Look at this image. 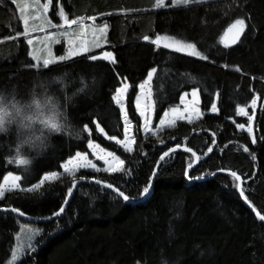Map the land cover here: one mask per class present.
<instances>
[{
    "label": "trees",
    "instance_id": "1",
    "mask_svg": "<svg viewBox=\"0 0 264 264\" xmlns=\"http://www.w3.org/2000/svg\"><path fill=\"white\" fill-rule=\"evenodd\" d=\"M154 4L155 0H53L50 16L55 21L63 6L70 19L95 15L96 24L106 22L108 42L91 55L111 51L116 62L80 55L37 69L28 67L35 63L30 48L16 36L23 28L15 2L0 0V87H16L24 94L38 78L65 70L99 80L98 87L69 108L83 138L55 136L53 146L35 159L30 171L6 159L11 138H0L5 144L0 149V184L9 171L21 176L23 189L38 183L46 172L62 173V165L77 151L89 154V140L124 160L118 173H76L77 180L85 183L63 215L37 223L41 233L18 264H264V221L242 200L239 181L230 174L236 172L242 179L245 201L264 215V0L169 2L165 8ZM238 18L247 26L238 44L226 46L222 37ZM157 34L194 43L208 59L157 46L153 43ZM145 35L152 39L144 40ZM153 67L157 69L152 80L155 127L163 112L178 106L181 95L193 89L199 91L202 115L193 124L180 121L145 137L134 101L139 84ZM124 82L131 86L126 106L136 137L132 152L108 139H124L122 115L114 99ZM256 97L260 105L253 142L238 128L248 124L238 110L251 112ZM216 101L218 111L212 113ZM85 123L93 129L91 134L83 128ZM177 144L192 152L166 156L152 191L142 194L152 182L160 156ZM98 180L119 188L130 202L111 188L90 183ZM71 182V176L60 175L32 192H8L0 209L17 207L33 219L51 218L65 205ZM20 222L13 211L0 212V264L11 257Z\"/></svg>",
    "mask_w": 264,
    "mask_h": 264
},
{
    "label": "snow or ice",
    "instance_id": "2",
    "mask_svg": "<svg viewBox=\"0 0 264 264\" xmlns=\"http://www.w3.org/2000/svg\"><path fill=\"white\" fill-rule=\"evenodd\" d=\"M17 3L21 17L23 19V32H17L16 36L27 37V44L32 46V50L29 55L35 61L34 64H29L28 67L31 68H47L49 65H52L58 61L70 60L73 57L79 56L84 53H88L92 49L100 48L103 44L107 43V31L109 25L105 22L102 25L95 23L97 17L95 15L90 17H76L75 19H70L68 13L64 10V7L59 8V16L62 19V24H54L52 20L48 17L47 13L51 7L53 0H47L46 3H41L40 0H14ZM192 0H173L174 5L179 4H189ZM155 8L167 7L165 0H155L153 5ZM30 10H34L30 11ZM103 15V14H101ZM85 19L92 21L93 23H85ZM39 20V23L35 21ZM73 25L76 27L74 28ZM245 20L242 18L236 19L231 23L222 37L223 43L227 46L229 44H235L241 34L244 32L246 27ZM47 29H55L54 31H47ZM43 32V36H31L33 32ZM8 39H14L15 37H7ZM144 40L152 39L150 36H143ZM61 40H65L67 44L66 52L63 55H56L53 51V45L59 43ZM153 43L157 46L164 44L167 48H173L179 52H188L192 56L202 57L203 59H208L202 52L197 50L196 44L187 43L183 40H178L173 36L160 35L157 34ZM104 60L116 62L115 54L111 51H104L102 54ZM97 55H91L88 57L91 61H96L99 59ZM227 67V65H225ZM157 69L153 67L147 74V79L139 84V95L135 98L136 108L139 110V114L143 117V130L145 133L149 132L152 129V120L154 113V102L151 101L152 96V86L151 82L153 80V75L156 73ZM119 75V73H117ZM126 80V78H125ZM130 85L127 82H124L122 86L116 89L114 94V99L120 109L123 110V122H124V139L119 140V143L124 146L127 150H133L136 144V137L132 134L133 122L129 119L128 111L125 107L124 98L129 89ZM188 93H184V97H187ZM193 100L188 101L183 100L185 108L181 110L179 107H170L168 111L163 112L162 118L159 119V125L164 126L166 124H174L177 118L181 119H192L194 116L200 114L199 108V96L198 91L193 89L192 91ZM256 100H252V105L255 107ZM212 111H218L216 104L211 105ZM184 112H188L189 115L185 116ZM97 127L99 123L97 122ZM239 127L243 128L244 125L241 124ZM83 128L87 130L90 134L93 129L89 127L87 123L83 125ZM101 132L104 131L103 128L99 129ZM249 132L252 131L251 127L248 129ZM109 139L117 140L116 136H110ZM253 142H255V136H253ZM180 144L176 145V148H179ZM88 148L92 149L96 157L104 162L106 167L103 169L106 172H116L117 170H122L124 160L121 159L115 152L107 151L102 148L99 144L95 143L93 140L88 141ZM174 151L173 148H169L168 151H165L160 159L163 160L165 156H168L170 152ZM191 151V149H189ZM211 151V149H209ZM197 159H199L197 157ZM10 162V161H9ZM81 168H91L97 171H100L98 165L92 160L89 159V154L86 151H77L74 155L70 156L66 162L63 164L64 172L69 174L72 177L71 186L67 189V195L71 196L73 188H75L77 183L76 173ZM191 168V164H189ZM155 173H153L154 175ZM60 176L59 172L50 171L46 172L42 179L38 183L34 184L29 190H37L47 180H53ZM232 176L237 180H240V177L236 172H232ZM21 177L19 175L13 174L12 171H9L6 176L3 177V184H0V198H2L7 190L21 188L19 183ZM81 180L85 177L81 176ZM97 183H104L103 181L98 180ZM109 188L112 187L111 184L108 185ZM151 184L149 182L143 188L142 194L149 193ZM240 187V185H237ZM125 201L129 200V196L125 195L123 191L119 188L115 189ZM241 195H244V190L240 188ZM245 200H248L247 196H244ZM67 203V200L64 201ZM251 203V201H249ZM13 212L20 213L25 215L20 208L14 207L11 209ZM64 211L63 207L59 208L58 212L53 213V215H59ZM257 215L261 220H264V215H261L257 212ZM28 232V246L31 247V241L34 239L35 235L41 230L39 228H29L25 226ZM12 253L11 260L9 264H15L17 259L23 255L24 246L19 242Z\"/></svg>",
    "mask_w": 264,
    "mask_h": 264
},
{
    "label": "clouds",
    "instance_id": "3",
    "mask_svg": "<svg viewBox=\"0 0 264 264\" xmlns=\"http://www.w3.org/2000/svg\"><path fill=\"white\" fill-rule=\"evenodd\" d=\"M98 86L95 75L65 70L38 78L24 94L16 87H0V138H11L6 159L27 172L53 146L55 136L82 139L69 108Z\"/></svg>",
    "mask_w": 264,
    "mask_h": 264
},
{
    "label": "rangeland",
    "instance_id": "4",
    "mask_svg": "<svg viewBox=\"0 0 264 264\" xmlns=\"http://www.w3.org/2000/svg\"><path fill=\"white\" fill-rule=\"evenodd\" d=\"M14 1V0H13ZM200 1H204V0H192V2L191 3H189V4H192V3H197V2H200ZM29 2H31V0H29ZM40 2L41 3H46L47 2V0H40ZM165 2H166V4H167V6H168V4H169V2L172 4V5H174L173 4V0H165ZM15 4H16V8H17V14H18V16H19V18H20V21H21V25H22V28H23V19H22V17H21V13H20V11H19V8H18V6H17V3L15 2ZM179 5H186V4H179ZM162 8H165V7H162ZM30 11H33L34 12V10H30ZM50 11H51V7L49 8V11H48V13H47V15H48V17L52 20V22L54 23V24H57V25H59V24H62V19L60 18V16H59V21H55V20H53L52 19V17L50 16ZM35 23H39V20H37V21H35ZM86 23V22H85ZM93 23V22H92ZM89 24H91V23H89ZM73 27L75 28L76 26L75 25H73ZM55 29H47V31H54ZM31 36H33V37H35V36H43L44 35V33L43 32H40V31H37V32H33V33H31L30 34ZM224 36V35H223ZM23 39H25V41L27 42V37H24V36H21ZM28 45V44H27ZM161 45H163V44H161ZM29 46V48H30V51L32 50V46L31 45H28ZM66 48H67V44H66V41L65 40H61L59 43H56V44H54L53 45V51H54V53L56 54V55H63V54H65V52H66ZM100 48H95V49H92L91 51H89L88 53H84V54H81V55H91V54H94L96 51H98ZM171 49H173V48H171ZM173 50H175V49H173ZM177 51V50H176ZM103 53V52H102ZM102 53H100V54H98L97 56L98 57H100L99 59L100 60H104L103 58H102ZM183 53H187V54H189L188 52H183ZM80 56V55H79ZM77 57V56H76ZM74 58V57H73ZM98 60V59H97ZM108 61V60H107ZM108 62H110V63H113L112 61H108ZM153 78H154V75H153ZM151 86H152V82H151ZM130 90H131V86L129 87V89H128V91H127V93H126V95H125V98H124V103H125V107H126V109H127V106H126V99H127V96H128V93L130 92ZM139 86H138V95H139ZM192 91L193 90H191V91H189V92H187L188 93V96L187 97H184V93L181 95V98H180V101H179V105L178 106H176V107H179L181 110H183L184 108H185V104L183 103V100L184 99H186V100H188V101H191V100H193V96H192ZM198 91V90H197ZM198 96H199V91H198ZM255 100L257 101L256 102V105H255V107H253V105H251V108H252V110H251V112L247 109V108H240L239 110H238V114L240 115V116H242L243 118H247L248 120V124L247 125H244V127L243 128H241V127H239V125H238V128H239V130L240 131H243V132H245V133H247L252 139H253V136H255V116H256V111H257V109H258V107H259V105H260V99H259V97H256L255 98ZM151 101L153 102V92H152V96H151ZM116 103V102H115ZM134 104H135V108H136V103H135V101H134ZM216 107H217V101H216ZM117 105V104H116ZM200 105H201V102H200V96H199V108H200ZM118 106V108H119V110H120V112H121V115H122V121H123V110L122 109H120V107H119V105H117ZM136 110H137V114H138V116L140 117V120H141V125H142V133L144 134V136L145 137H148V136H155L157 133H159L160 131H163V130H165V129H169V128H171V127H173V126H175V124H177L178 122H180V121H184V122H187V123H190V124H193L194 122H196V121H198L200 118H201V110H200V114L198 115V116H194L192 119H181V118H177L176 119V121H175V123L174 124H166V125H164V126H160V125H158L157 127H155L154 126V113H153V120H152V129H150L149 130V132H147V133H145L144 132V130H143V117H141L140 116V114H139V110L136 108ZM217 111H212V113H216ZM184 115L185 116H188L189 115V113L188 112H184ZM241 125V124H240ZM123 126H124V122H123ZM249 127H251V129H252V131L251 132H249L248 131V129H249ZM99 129H100V127H99ZM101 132V131H100ZM103 135H105V133H103V132H101ZM132 134H133V128H132ZM134 135V134H133ZM105 137L107 138V136L105 135ZM109 139V138H108ZM114 143H116L117 145H118V147L120 148V149H122L124 152H132L133 150H127V149H125L124 148V146L122 145V144H120L119 143V140H112ZM89 149V159H92L97 165H98V168L100 169V171H97V170H95V169H91V168H81V169H79L78 171H77V173L80 171V172H82V171H89V172H92V173H108V174H114V173H118V172H121L122 170H123V168H124V164H123V166H122V170H117L116 172H106V171H104L103 169L106 167V165H104V162L103 161H100L97 157H96V155H95V153L92 151V149H90V148H88ZM134 149V148H133ZM108 151V150H107ZM60 175H68V176H70L69 174H67V173H65L64 172V169H63V165H62V173H60ZM21 177V176H20ZM60 177V176H59ZM58 177V178H59ZM58 178H56V179H58ZM56 179H53V180H47V181H45V183L44 184H46V183H48V182H53V181H55ZM21 180L22 179H20V181H19V183L21 182ZM78 181V180H77ZM2 184H3V182H2ZM32 187H30V188H28V189H23L22 187L21 188H18V189H10V190H7L6 192H5V194L6 193H8V192H12V191H19V192H32V191H35V190H29V189H31ZM77 191V190H76ZM4 194V195H5ZM4 197V196H3ZM2 197V198H3ZM2 198H0V200L2 199ZM25 226H28L29 228H39L40 230H41V228L38 226V224L37 223H26V222H20V230H19V232L16 234V236H15V241H14V246H13V249H12V252H11V256H12V253H13V251L15 250V248H16V246H17V243H18V237L20 238L19 239V242L24 246V253H23V255H21L18 259H17V261L15 262V264H18L22 259H23V257H24V255H25V253H26V251H29V250H31L32 249V246L31 247H29L28 246V239H27V237H28V232H27V230H26V228H25ZM40 233H41V231L39 232V233H37L36 235H35V237H34V239L31 241V244L34 242V240L36 239V237L38 236V235H40ZM11 260V257L9 258V260L7 261V263L6 264H9V261Z\"/></svg>",
    "mask_w": 264,
    "mask_h": 264
},
{
    "label": "water",
    "instance_id": "5",
    "mask_svg": "<svg viewBox=\"0 0 264 264\" xmlns=\"http://www.w3.org/2000/svg\"><path fill=\"white\" fill-rule=\"evenodd\" d=\"M241 35H242V34H241ZM240 38H241V36H240ZM240 38H239V40H238L235 44H229V45H227V46H234V45L238 44L239 41H240ZM160 46H162V45H160ZM173 149H174V151L170 152L169 154H171V153H173V152H176V151H188V152H192V151H189V148H187V147H183V146H180L179 148L174 147ZM194 156H196L195 159H196V164H197V163H198L197 155L195 154ZM165 157H166V156H165ZM165 157H164V158H165ZM162 161H163V160L159 159L158 162H157V166H156L155 171H154L155 174L153 175V179H152V182H151V187H150V189H149V193L152 191V187H153L154 179H155V177H156V175H157V173H158V169H159L160 164H161ZM230 174H232V173H230ZM214 177H215V175H213V176H211V177H208V178H204V179H202L201 181L210 180V179H212V178H214ZM238 181H239V185H240V187H238V193H239L240 197H241L242 200L247 204L248 208H249V209L255 214V216H257V217L259 218V216L257 215V212H258V211L255 210L253 207H251V206L245 201L244 196L241 195L240 188H241V187L243 188V181H242V179H240V180H238ZM81 183H85V181H77L75 188H73V191H72L71 196H68L67 203L63 206L64 211H63L62 213H60L58 216H57V215H54V216L51 217V218L40 220V219H33V218H30V217H28V216H26V215H21L20 213H16V212H14V213H16V214L18 215V217H19V219H20L21 221L26 222V223H44V222H48V221L55 220V219L59 218L61 215H63V213H64L65 210L67 209V207H68L70 201L72 200L73 196L75 195V192H76L77 188L79 187V185H80ZM90 183H95V184H99V185H102V186L108 187V185H106V184L97 183V182H95V181H90ZM108 188H109V187H108ZM111 189H113V190L116 192V190H115L113 187H111ZM117 193H118V192H117ZM149 193H148V194H149ZM118 194H119V193H118ZM148 194H147V196H148ZM122 198H123V197H122ZM127 202H130V200H127ZM8 210H11V209H8ZM0 211H3V209H0ZM11 211H12V210H11ZM263 221H264V220H263Z\"/></svg>",
    "mask_w": 264,
    "mask_h": 264
},
{
    "label": "bare ground",
    "instance_id": "6",
    "mask_svg": "<svg viewBox=\"0 0 264 264\" xmlns=\"http://www.w3.org/2000/svg\"><path fill=\"white\" fill-rule=\"evenodd\" d=\"M196 158V156H194ZM247 202V201H246ZM8 209H3V211H7ZM3 211H0V212H3Z\"/></svg>",
    "mask_w": 264,
    "mask_h": 264
}]
</instances>
